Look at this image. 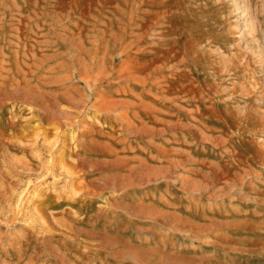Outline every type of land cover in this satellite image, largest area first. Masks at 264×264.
<instances>
[{
  "label": "rangeland",
  "instance_id": "obj_1",
  "mask_svg": "<svg viewBox=\"0 0 264 264\" xmlns=\"http://www.w3.org/2000/svg\"><path fill=\"white\" fill-rule=\"evenodd\" d=\"M0 264H264V0H0Z\"/></svg>",
  "mask_w": 264,
  "mask_h": 264
}]
</instances>
